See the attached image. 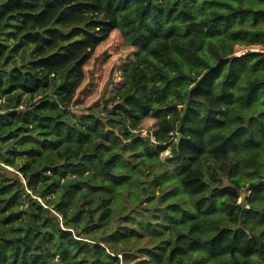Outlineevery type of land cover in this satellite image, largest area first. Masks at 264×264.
Segmentation results:
<instances>
[{
  "label": "trees",
  "instance_id": "1",
  "mask_svg": "<svg viewBox=\"0 0 264 264\" xmlns=\"http://www.w3.org/2000/svg\"><path fill=\"white\" fill-rule=\"evenodd\" d=\"M115 31L136 58L108 116L76 115L85 66ZM237 44L264 47L256 0H0V264H128L127 249L66 221L72 203L82 229L104 227L108 195L125 187L167 203L144 232L111 233L150 236L144 264H264V51ZM234 103L254 108L248 141H210ZM128 119L155 120L152 138ZM55 192L64 226L36 199Z\"/></svg>",
  "mask_w": 264,
  "mask_h": 264
},
{
  "label": "rangeland",
  "instance_id": "2",
  "mask_svg": "<svg viewBox=\"0 0 264 264\" xmlns=\"http://www.w3.org/2000/svg\"><path fill=\"white\" fill-rule=\"evenodd\" d=\"M256 2L259 5L264 6V0H256ZM234 50L236 55H241L247 51H264V47L262 45L237 44L235 45ZM136 55L137 49L125 45L118 31L113 32L110 38L97 48L95 54L86 64V78L76 92L75 100L71 107L72 112L76 115H80L87 111V113L92 112L101 116H108L109 110L105 107V101L112 95L113 90L121 81L125 70L129 64L135 60ZM237 91L234 90V93L237 94ZM0 102H4V99H0ZM253 110L254 108H246L243 104L234 103V105H232L226 113V120L223 126L213 130L209 134L210 141L221 144L227 140L228 144H233L239 140L246 143L248 141V135L243 132L244 128L242 127V116L246 117L251 114ZM127 123L134 133H141L145 137L152 138L156 125L155 120L145 119L143 121H135L128 119ZM115 131L123 141L129 142V140L123 139L121 131L117 129H115ZM240 132L244 133L241 140L238 138V134ZM164 146L165 148L160 157L165 161L166 157L170 154V147L167 144H164ZM17 161L19 162L21 159L17 157ZM6 167L17 175V171L13 167ZM170 167L175 168L176 166L175 164H171ZM64 180V178L61 179L60 183H63ZM227 183L228 181L225 179L224 184ZM162 187H164V182L157 186V196L160 194V188ZM136 191L137 189L125 187L117 192H111V194L108 195L109 199L107 204L113 208V213L105 221L104 227H97L94 225L92 227L82 229V227L86 225V220H84L82 216H73L75 210L72 207V203L66 208V221L71 224H76L84 237H93L94 235L104 237L105 239H108V241L117 243L120 247L127 249L126 253L128 264H144L141 261L147 256L140 250V248L150 244V236L145 235L139 237L138 235L131 233L129 239L118 238L115 236L118 238V241L115 242L114 237H112L111 234L118 226H135L138 230H142V232H144V223H157L159 221L160 215L164 212L161 208L166 206L167 203L161 202L159 197H156L151 201H147L144 198V195L140 196L137 194L135 196ZM99 193H102V190H98V194ZM36 199L43 205L44 208L48 209L47 212L42 214L43 216L48 217L49 220L55 224L59 221L61 226L65 225V220L63 219L64 217L62 214L57 212V203L60 200L59 192H55L49 197L51 205H47L45 201L39 197ZM168 200L173 202L174 199L169 198ZM20 206L26 207L24 202ZM88 206H94V204ZM145 206L147 208H145ZM99 212V210L95 211L96 219ZM39 221L41 222L42 219L39 218ZM49 226L50 223L46 224V227ZM49 228H51V226ZM56 237L57 233L50 241H53ZM34 239L37 240V237ZM84 239L88 240V238ZM108 241L105 244H101L108 248ZM59 256L60 255H57L56 259H58Z\"/></svg>",
  "mask_w": 264,
  "mask_h": 264
},
{
  "label": "built area",
  "instance_id": "3",
  "mask_svg": "<svg viewBox=\"0 0 264 264\" xmlns=\"http://www.w3.org/2000/svg\"><path fill=\"white\" fill-rule=\"evenodd\" d=\"M251 193H252V189L246 188V191L243 192L239 197L238 202L243 203L245 207H250V204L246 201V198L249 197Z\"/></svg>",
  "mask_w": 264,
  "mask_h": 264
},
{
  "label": "water",
  "instance_id": "4",
  "mask_svg": "<svg viewBox=\"0 0 264 264\" xmlns=\"http://www.w3.org/2000/svg\"><path fill=\"white\" fill-rule=\"evenodd\" d=\"M179 138H180V135H179Z\"/></svg>",
  "mask_w": 264,
  "mask_h": 264
}]
</instances>
